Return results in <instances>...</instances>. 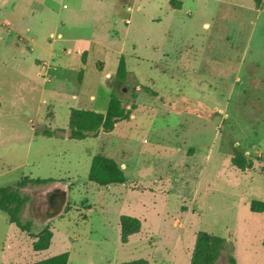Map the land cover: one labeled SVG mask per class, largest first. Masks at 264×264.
Wrapping results in <instances>:
<instances>
[{"label":"rangeland","instance_id":"rangeland-1","mask_svg":"<svg viewBox=\"0 0 264 264\" xmlns=\"http://www.w3.org/2000/svg\"><path fill=\"white\" fill-rule=\"evenodd\" d=\"M34 2L0 0V186L51 180L20 188L29 196L22 220L32 223L30 232L0 210V264L66 251L69 264H190L200 230L227 239L217 264H231V256L237 264H264V212L250 209L252 200L264 201V0H184L180 9L169 0H55L59 30L69 17L65 33L94 41L85 75L70 76L59 101L44 88L55 84L44 79L52 78L50 69L32 74L11 54L21 40L12 30L19 20L18 30L30 27L38 43H48L41 22L48 12ZM112 30L122 53L107 56ZM121 55L129 74L118 85ZM113 88L131 107L129 120L82 140L59 131L68 129L69 105L105 112ZM98 153L119 162L125 183L89 180ZM237 154L254 166H234ZM63 189L62 211L47 217L51 194ZM123 214L142 221L128 243L121 241ZM46 226L51 245L36 251L34 235Z\"/></svg>","mask_w":264,"mask_h":264},{"label":"trees","instance_id":"trees-1","mask_svg":"<svg viewBox=\"0 0 264 264\" xmlns=\"http://www.w3.org/2000/svg\"><path fill=\"white\" fill-rule=\"evenodd\" d=\"M173 9L182 8L181 0H169ZM258 5V3H257ZM129 70L124 55L120 57L116 71L117 84L127 80ZM148 89V87H146ZM132 115L131 107L124 105L123 99L119 94L111 92L108 108L105 112L92 109L73 107L70 111L68 129L61 128L59 131L68 132V137L72 139H85L88 136H97L99 132H112L118 122L129 120ZM44 134L53 136L57 132L45 129ZM232 164L241 170H246L254 166L253 160L244 154H237L231 159ZM90 181L96 182L101 186L110 184H123L126 182V173L119 162L106 154L98 153L93 156L90 170L88 173ZM50 178H23L15 184L0 186V210L8 215L11 223L16 224L24 231L31 230L32 223L22 220V212L29 200L28 195L22 194L21 187L28 182L47 183ZM250 209L253 212H264V201L254 199L251 201ZM142 221L138 217L123 214L120 216V229L122 243H128L132 235L141 230ZM33 248L36 251L46 250L50 247L53 231L49 226L43 228L34 235ZM227 239L204 230H200L196 235V241L192 250L190 264H217L223 249L226 247ZM70 253L68 251L56 254L44 259H40L28 264H68ZM231 264H237L234 256L230 257ZM121 264H150L146 258H139L124 261Z\"/></svg>","mask_w":264,"mask_h":264},{"label":"crops","instance_id":"crops-1","mask_svg":"<svg viewBox=\"0 0 264 264\" xmlns=\"http://www.w3.org/2000/svg\"><path fill=\"white\" fill-rule=\"evenodd\" d=\"M34 3H39L40 5L44 6V9L48 12V15L42 19V25L46 28L47 30L46 33H49L48 36L46 37L48 39V43H38L36 41V36L32 34L31 28H26L24 32H21L20 30L17 29L18 26H20V20L15 23V27H12L15 35V38L17 36H21L19 39H21L19 42L16 43V45L11 46V54L14 55V60L16 63H18L20 66H25L28 68L30 73L32 74H42L45 73L43 70V63L44 62H50L52 67L50 69L51 72V77L49 79V76H46L44 79L47 82H50V80H55V84L53 87L50 85L47 86L45 85L44 88L48 89V91H51L52 97L56 98L57 101H59L57 93H61L62 89H68L72 84V80H70V76H74L76 73L77 75L82 73L85 75L84 69L85 66L87 65L89 61V56L91 54V51L94 49V41L91 40H86V38L83 37H76L77 35H72L68 34L67 32L65 33V30H71L72 27V20L69 19V17H66L64 20H62V26L61 29L59 30L57 26V19L55 16L51 15L53 6L52 2H55V0H45L44 3L39 2L38 0H34ZM184 5V0H181ZM182 5V6H183ZM16 6L15 2L12 4V8ZM66 5H64L65 7ZM190 8H188L189 10ZM27 12H25L24 15H26ZM25 17V16H23ZM35 21L34 19H32ZM44 23V24H43ZM208 26V24H205ZM43 27V26H41ZM57 30V31H56ZM112 34H109L108 32V37H109V44L104 46L109 53L107 56H114V53H117L120 55L122 53V49L116 46L115 44V37H116V32L115 30H112ZM30 34L31 37L28 35ZM56 34V39H53V37ZM91 35V34H88ZM61 39L66 42H75V41H84V42H89L88 46H85L84 48H74L73 46H59L58 48L56 45L57 40ZM28 41V43H24ZM123 43H120L122 45ZM83 52V54H82ZM122 56V55H121ZM98 61H101L102 64H105L106 62L102 59H99ZM97 61V62H98ZM42 65V67H41ZM119 65V63H118ZM56 72V73H54ZM107 74H111L107 73ZM29 75V74H28ZM27 77H32L28 76ZM31 79V78H30ZM84 79V77H83ZM83 80L80 82L82 84ZM78 88H74L72 92V96L74 99H79L81 95V91ZM77 92V93H74ZM92 100L96 99V95H91L90 97ZM71 109L73 108L71 105L68 106ZM68 137V136H67ZM69 264V263H68Z\"/></svg>","mask_w":264,"mask_h":264},{"label":"water","instance_id":"water-1","mask_svg":"<svg viewBox=\"0 0 264 264\" xmlns=\"http://www.w3.org/2000/svg\"><path fill=\"white\" fill-rule=\"evenodd\" d=\"M66 199H67V193L65 189H63L61 192L51 194L50 200H49L50 207L47 211L46 216L54 217L57 214H59L64 207Z\"/></svg>","mask_w":264,"mask_h":264},{"label":"built area","instance_id":"built-area-1","mask_svg":"<svg viewBox=\"0 0 264 264\" xmlns=\"http://www.w3.org/2000/svg\"><path fill=\"white\" fill-rule=\"evenodd\" d=\"M53 68L50 62L43 63V70L48 71L49 69Z\"/></svg>","mask_w":264,"mask_h":264}]
</instances>
